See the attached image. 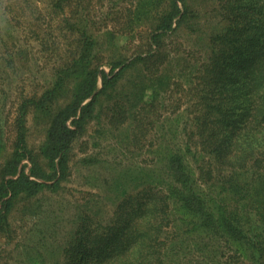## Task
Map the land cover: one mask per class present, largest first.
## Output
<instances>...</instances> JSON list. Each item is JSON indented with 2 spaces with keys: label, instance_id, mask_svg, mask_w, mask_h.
Wrapping results in <instances>:
<instances>
[{
  "label": "trees",
  "instance_id": "obj_1",
  "mask_svg": "<svg viewBox=\"0 0 264 264\" xmlns=\"http://www.w3.org/2000/svg\"><path fill=\"white\" fill-rule=\"evenodd\" d=\"M213 1L219 25L189 82L185 145L162 150V195L147 188L127 192L114 200L109 217L81 218L63 248L62 264H171L162 235L172 211L192 231L232 245L239 264H264V0ZM50 6L65 13L54 78L22 96L10 123L0 118V235L6 237L18 200L61 188L75 141L105 109L109 125L141 132V111L133 108L152 105L176 83L164 69L166 39L183 25L191 27L196 16L189 0H139L129 25L152 9L154 23L127 56L114 31L90 28L79 0H50ZM129 27L128 33H137ZM107 49L108 72L101 67ZM134 66L139 75L122 98L119 82ZM29 114L45 123L37 147L28 144Z\"/></svg>",
  "mask_w": 264,
  "mask_h": 264
},
{
  "label": "rangeland",
  "instance_id": "obj_2",
  "mask_svg": "<svg viewBox=\"0 0 264 264\" xmlns=\"http://www.w3.org/2000/svg\"><path fill=\"white\" fill-rule=\"evenodd\" d=\"M79 2L90 28L98 34L114 31L119 51L127 56L137 49L154 23L156 11L152 9L146 14L141 11L129 25L139 0ZM189 4L196 12L193 25L181 26L166 39L168 59L164 69L176 83L152 105L139 103L133 108L141 111V132L128 134L125 126L109 125L106 109L100 119L89 122L74 143L70 173L61 188L57 192L45 189L29 199L18 200L13 207L11 235H0V264H62L63 248L81 218L87 214L94 220L109 217L117 203L114 200L127 192L136 194L147 188L150 194L162 195L161 159L167 149L185 145L184 126L189 118L186 108L193 98L189 82L205 58L209 34L220 20L213 0H189ZM66 14L70 15L68 7ZM63 15L51 8L50 0H0V118L7 124L22 96L41 91L53 80L58 58L55 48L66 34ZM129 26L137 33H128ZM106 47L110 48L107 42ZM108 49L101 65L106 72L112 54L107 53ZM139 72L140 67L134 66L120 80L122 98L133 89ZM27 124L28 144L37 147L45 123L29 114ZM89 157L94 163L83 162ZM165 224L162 236L171 264H239L232 245L192 231L191 226L175 220L173 211Z\"/></svg>",
  "mask_w": 264,
  "mask_h": 264
}]
</instances>
